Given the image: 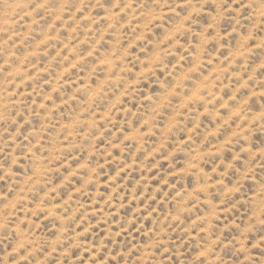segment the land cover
I'll return each instance as SVG.
<instances>
[{
    "label": "clouds",
    "instance_id": "obj_1",
    "mask_svg": "<svg viewBox=\"0 0 264 264\" xmlns=\"http://www.w3.org/2000/svg\"><path fill=\"white\" fill-rule=\"evenodd\" d=\"M0 264H264V0H0Z\"/></svg>",
    "mask_w": 264,
    "mask_h": 264
}]
</instances>
